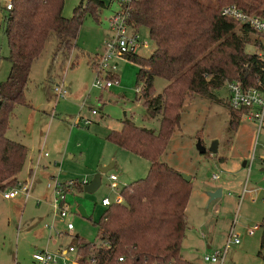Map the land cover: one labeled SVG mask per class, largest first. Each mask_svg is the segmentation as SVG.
Listing matches in <instances>:
<instances>
[{"label":"rangeland","instance_id":"374dc122","mask_svg":"<svg viewBox=\"0 0 264 264\" xmlns=\"http://www.w3.org/2000/svg\"><path fill=\"white\" fill-rule=\"evenodd\" d=\"M81 1L63 0L62 15L71 17ZM102 1L105 6L99 12L98 21L85 15L76 38L77 46L70 48L69 53L57 50L59 39L51 33L31 66L25 91L27 105H17L9 117L6 136L28 148V159L20 179L26 177L31 161L33 167L36 163L39 165L25 180H17L27 184L33 178L25 203L22 195L3 200L0 194V264H39L32 257L42 250L56 254L57 264H70L73 254L62 257L61 252L70 245L75 247L76 236L98 247L101 243L96 222L105 209L101 201L106 197L112 201L115 196L109 175L118 177L116 192H119L148 174L147 160L107 140L111 130L120 129L124 118L157 131L161 114L151 116L148 113L141 96V83H137L139 66L131 61L117 60L115 72L120 77L119 85L107 89L93 85L110 32L108 19L120 5L118 0ZM204 1L215 4L217 0ZM83 2L86 4V0ZM138 31L148 47L139 49L137 54L148 57L154 43L145 27ZM256 37L261 39L252 35L253 39ZM258 48L251 41L246 50L255 54ZM8 54L7 40L0 30V83L10 71ZM100 73L103 77L114 78L110 70ZM56 83L67 84L65 94L56 93ZM167 83L155 77L154 94L161 93ZM137 87L140 88L138 92ZM227 94L224 84L215 91L217 98L214 100L200 96L185 98L179 125L161 161L190 177L191 194L181 245L183 257L195 264H211L205 263L203 257L216 251L222 253L229 231L234 228L240 245L229 247L222 264H264L259 256L260 252L264 254V124L259 128L257 121L243 114L240 128L234 130L231 125L233 109L226 102ZM92 108L97 111L96 115L91 113ZM86 119L91 122L86 124ZM198 141L205 148L203 154L197 148ZM213 141H217L214 154L209 151ZM40 161L48 169H41ZM110 163L115 166L101 176L100 188L93 194L85 193L82 184H89L96 171ZM55 181L64 183L69 210L66 222L74 227L70 233H66V223L59 220L52 205ZM12 188L15 186L5 191ZM246 188L256 191L243 196ZM217 189H221V197L210 202L208 193ZM17 200L21 203H14ZM78 207L84 209L87 218L78 213ZM45 225L54 226L62 234L58 238ZM257 225L262 227L250 236L251 229Z\"/></svg>","mask_w":264,"mask_h":264},{"label":"trees","instance_id":"16d2710c","mask_svg":"<svg viewBox=\"0 0 264 264\" xmlns=\"http://www.w3.org/2000/svg\"><path fill=\"white\" fill-rule=\"evenodd\" d=\"M10 1L11 9L0 4L1 30L7 40L10 62L9 74L0 83V192L17 184V175L26 162L27 147L8 138L6 131L13 109L26 104L25 91L33 62L51 33L59 39L57 50L69 53L76 45L85 15L98 21L105 6L102 0H86V4L82 0L71 17H64L63 0ZM226 4L264 14V0L131 3L128 23L134 30H148L154 50L148 57L133 53L125 58L139 66L137 83H141V96L151 116L161 114L160 126L154 131L124 118L119 130L108 133V141L147 160L149 170L146 178L119 191L122 204L105 207L96 222L101 243L98 247L75 237L73 256L78 264H194L181 254L191 182H186L161 157L179 125L185 98L214 100L215 91L227 81H239L245 86L264 81V62L246 50L251 41L257 47L263 46L264 36L222 16L220 8ZM253 34L261 39H253ZM155 77L168 82L158 94L153 89ZM243 114L245 110H232L234 130ZM259 256L264 260L263 252Z\"/></svg>","mask_w":264,"mask_h":264},{"label":"built area","instance_id":"2783aa9c","mask_svg":"<svg viewBox=\"0 0 264 264\" xmlns=\"http://www.w3.org/2000/svg\"><path fill=\"white\" fill-rule=\"evenodd\" d=\"M136 0H118L119 9H117L108 19L109 27H110V35L106 41V46L102 54L100 55V59L97 64V71L95 75V82L93 85L98 87L99 89H107L114 85L119 84V79L108 78L101 76V71L110 70L113 68L112 61L113 60H127L125 56L127 54L137 53L141 48H147L148 43L142 39L140 34L129 25L128 23V10L130 9L131 3ZM6 9H11V1L8 0L5 3ZM220 14L227 18H232L235 21L239 22L241 25L248 26L251 28L257 35L264 36V14L245 11L240 8L236 4H226L220 8ZM259 50L255 53L256 57L264 62V43L263 46L258 48ZM264 71V66H263ZM226 90L228 92L226 97V102L229 107L236 110H245V114L249 119L257 121L259 123V128H261L264 124V81L260 80L256 85L245 86L243 83L239 81H227L225 83ZM139 87L136 88V91H139ZM56 93L65 94L66 89L64 83L57 84L55 86ZM97 111L92 110V114H96ZM91 122L90 119H86L85 123L89 124ZM45 157L48 154H44ZM264 160V157H263ZM253 161L251 162L252 165ZM39 163H36L35 168H37ZM34 168V169H35ZM217 176L213 175V179L217 180ZM116 176L110 175V188L112 190H116ZM70 182V181H69ZM33 178L28 181L27 184H20L17 182L15 188L9 189L7 191L2 192V198L4 200H12L17 195H22L24 200L26 201L29 197L31 188H32ZM64 183H58L55 181L52 184L54 197H53V208L57 212L58 218L62 223H66V233H70L73 230L72 223L66 222L67 217L69 216L68 205L65 199V193L63 189ZM71 184V183H70ZM85 184V183H83ZM256 190H248L247 188L244 190L243 196L246 193H255ZM264 202V196L262 198ZM255 201V200H254ZM123 199L119 193H116L115 197L112 201L108 198H105L101 201V205L103 207H108L112 203L122 204ZM217 213V210H215ZM47 229L52 231L57 237H59L62 233L57 231L54 226L45 225ZM261 228V225L255 226L251 229L249 235L254 236L256 232ZM240 237L235 234L234 228L229 231L227 242L224 246L223 252L216 251L211 255H205L203 257V261L205 263H220L224 262L225 255L232 245H239ZM75 252V248L70 246L66 250V254H73ZM65 257V256H62ZM33 260L39 264H57V255L50 253L47 250L38 251L33 255ZM122 261V259H119ZM70 264H78V262L74 259L70 262Z\"/></svg>","mask_w":264,"mask_h":264},{"label":"water","instance_id":"95a60500","mask_svg":"<svg viewBox=\"0 0 264 264\" xmlns=\"http://www.w3.org/2000/svg\"><path fill=\"white\" fill-rule=\"evenodd\" d=\"M197 148L201 152V154H203V152H205V148L201 145L200 141H198V143H197ZM209 151L212 152V154H214V152L217 151V141L212 142V144L209 147ZM244 165H246V163ZM113 166H114V164L110 163L106 167L99 168L97 173L93 176L91 182L84 187V192L87 194L95 193L101 185V176L106 174L107 172H109L113 168ZM181 176L186 182L190 181L189 176L184 175V174H181ZM221 193H222L221 189H217L214 192L208 193L209 201L211 202L215 199L220 198ZM77 211L83 218H87V215H86V213L82 207H78Z\"/></svg>","mask_w":264,"mask_h":264},{"label":"crops","instance_id":"0c3cea01","mask_svg":"<svg viewBox=\"0 0 264 264\" xmlns=\"http://www.w3.org/2000/svg\"><path fill=\"white\" fill-rule=\"evenodd\" d=\"M8 1V0H7ZM6 2V1H5ZM0 4L3 6L4 4H3V2L0 0ZM1 20H2V13H1V10H0V30H1ZM139 29H136V30H134V31H136V32H138L139 33V31H138ZM109 35H110V32H109ZM108 38H109V36H108ZM76 46H77V43H76ZM154 50V49H153ZM117 65H118V62H117V60H115V61H113V63H112V66H113V68H110V71L119 79V83H120V77H119V75L115 72V70H116V67H117ZM31 71V70H30ZM29 80H30V77H29ZM58 83H56L55 85H57ZM64 85H65V87H67V84L66 83H64ZM119 85V84H118ZM55 88V87H54ZM55 90V89H54ZM56 94V93H55ZM24 105V104H23ZM25 105H27V104H25ZM93 109V108H92ZM92 109H91V111H92ZM94 110V109H93ZM92 113V112H91ZM97 114V113H96ZM96 114H93V115H96ZM81 118V117H80ZM88 118H91V117H88ZM123 120V119H122ZM121 120V121H122ZM241 122H242V120H241ZM241 122H240V124L238 125V127L235 129L236 131L240 128V125H241ZM120 124H121V122H120ZM120 128H121V125H120ZM19 142V141H18ZM20 143H22V142H20ZM23 144V143H22ZM23 145H25V144H23ZM26 146V145H25ZM27 147V146H26ZM28 149V148H27ZM49 157V156H48ZM47 157V158H48ZM27 159H28V154H27V158H26V162H27ZM43 159V158H42ZM41 159V160H42ZM31 161V160H30ZM26 162H25V164H24V166H23V168L22 169H24V167H25V165H26ZM41 162L42 161H40V165H41V169H48V166H46V165H43V164H41ZM32 161H31V165H29V167L27 168V172H26V177L24 178V179H20V173L22 172V170H21V172L17 175V180H25L26 178H27V176H28V174L31 172V170L32 169H34L35 167H33V165H32ZM47 164V163H46ZM114 164V163H113ZM115 166V165H114ZM113 166V167H114ZM246 166H247V162H246V165H244L243 166V172H244V170H245V168H246ZM40 169V168H39ZM38 169V170H39ZM113 169V168H112ZM37 171V170H36ZM262 171H264V169H262ZM96 173H97V171H96ZM180 174H182V173H180ZM111 175H113V174H111ZM184 175H186V174H184ZM110 176V175H109ZM116 176V175H115ZM116 178H117V180H116V188H117V186H118V183H119V180H118V177L116 176ZM108 180H109V177H108ZM82 185H84V187L87 185L86 183L85 184H82ZM101 186V185H100ZM100 188V187H99ZM84 189V188H83ZM112 190V189H111ZM113 191V193H114V195H116V193H119V192H116V190H112ZM0 194H2V192L0 193ZM19 195H17V197H18ZM1 197H2V195H1ZM17 197H15L14 199H16ZM115 197V196H114ZM107 198V197H106ZM3 199V198H2ZM23 199V203H25V200H24V198H22ZM103 199H105V198H103ZM102 199V200H103ZM109 199V198H108ZM4 200V199H3ZM13 200V199H12ZM27 201V200H26ZM14 203H17V204H20L21 203V201H19V200H17V201H14ZM69 223H71V222H69ZM73 229H74V227H73ZM260 230V229H259ZM258 230V231H259ZM73 231V230H72ZM65 233H63V235H64ZM60 237V236H59ZM58 237V238H59ZM77 237V236H76ZM182 245V244H181ZM240 245V244H239ZM70 246H72V245H70ZM70 246H68L65 250H63L62 252H61V255L62 256H67L68 254H66V250L70 247ZM209 249V248H208ZM181 254H182V250H181ZM182 257H183V254H182ZM183 259H185L184 257H183ZM186 261H188L187 259H185ZM188 262H191V263H194L195 264V262H192V261H188Z\"/></svg>","mask_w":264,"mask_h":264}]
</instances>
